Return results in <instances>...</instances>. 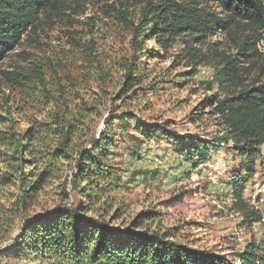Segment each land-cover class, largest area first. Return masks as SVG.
Listing matches in <instances>:
<instances>
[{"label":"trees","instance_id":"obj_1","mask_svg":"<svg viewBox=\"0 0 264 264\" xmlns=\"http://www.w3.org/2000/svg\"><path fill=\"white\" fill-rule=\"evenodd\" d=\"M64 1L0 0V62L35 29L41 15L61 7ZM130 1L143 6L141 17L135 27L123 20L131 24L135 40L140 38L142 43L145 37L155 47L141 61L166 59L167 52L179 39L191 37L185 42L190 69L177 74L171 82L175 87L186 85L196 73V67L207 60L194 49L193 42L219 30L228 31L230 25L245 27L246 33L236 43V58L217 54L216 58L220 59L207 89L210 92L215 86L218 93L203 102L209 108L208 114L220 121V136L179 139L164 123L140 121L130 109L132 105L144 104L143 84L149 79L148 72L121 66L115 70L119 73L115 77L112 70L98 63L88 48L84 49V58L86 62L92 61L95 77L92 101L81 95L76 85L85 82L83 78L78 82L71 80L68 88L56 82L54 93L40 73L34 80L21 73L12 74L7 78L12 85L6 86L7 90L19 87L24 93L37 91L48 108L42 118H32L23 130H16L12 118L7 120V128L0 130V199L8 194L17 203L15 211L27 209L48 180L61 179L65 202L69 195L79 201L26 219L11 245L0 254L29 258L32 263L47 259L48 264H264V244L247 245L229 259L169 238L172 229L168 232L158 228V214L150 210L125 223L121 220L125 208L111 198L124 186L120 178L114 177V168L108 163L109 157L116 154L113 138L127 135L129 130L139 134L143 141L162 138L175 143L179 139L182 145L179 155L190 165L212 149L231 148L242 159L231 196L236 206L247 211L241 173L248 178L254 173L255 158L264 145V0ZM205 2L216 5L228 21L206 12ZM109 91L113 96L106 98ZM112 99L121 108L103 123L98 139L81 144L89 133V118L102 102ZM11 188L15 192H9Z\"/></svg>","mask_w":264,"mask_h":264},{"label":"rangeland","instance_id":"obj_2","mask_svg":"<svg viewBox=\"0 0 264 264\" xmlns=\"http://www.w3.org/2000/svg\"><path fill=\"white\" fill-rule=\"evenodd\" d=\"M205 4L206 12L228 21L216 5ZM142 9L141 4L130 0H65L61 7L41 15L35 29L0 62V130H5L10 118L16 122V130H23L29 120L42 118L48 108L37 91L24 93L19 87L7 90L6 86L11 85L7 78L12 74L21 73L34 80L40 73L54 93L56 82L68 88L71 80L78 82L83 78L86 81L76 85L81 95L92 101L95 77L92 61L86 62L84 58V49L88 48L98 63L112 70L115 77L121 66L148 72L149 79L143 84L144 104L132 105L130 109L140 121L164 123L179 139L220 136V121L208 114L209 108L203 102L218 93L215 86L210 92L207 89L220 59L216 58L217 54L236 58V43L246 33L245 27L230 25L228 31L219 30L193 42L194 49L207 60L196 67V73L186 85L175 87L171 82L176 80L177 74L190 69L185 42L191 37L179 39L167 52L166 59L141 61L146 52L155 48L154 43L145 37L142 43H139L140 38L135 40L131 24H126L123 18L135 27ZM6 74L11 75L6 77ZM111 96L113 93L109 91L106 98ZM102 103L87 121L89 133L80 142L83 145L98 139L103 123L121 108L115 99ZM113 139L117 144L116 154L109 157L108 163L114 168V177L120 178L124 187L111 198L125 208L122 221L129 223L139 213L153 211L158 214V228L168 232L172 229L169 238L229 259L247 245L264 244V145L255 158L254 173L249 178L241 173L245 180L243 202L247 208L242 211L231 196L232 183L240 171L242 159L231 148L212 149L207 156L190 165L179 155L182 148L179 139L175 143L162 138L143 141L133 130ZM61 182V179L48 180L34 204L27 209L15 211L17 203L13 198L10 200L8 194L0 199V252L11 245L26 219L79 201L69 195L65 202ZM9 192H15L14 188ZM256 218L259 221H251ZM48 263L47 259L32 263L29 258L16 259L0 254V264Z\"/></svg>","mask_w":264,"mask_h":264}]
</instances>
